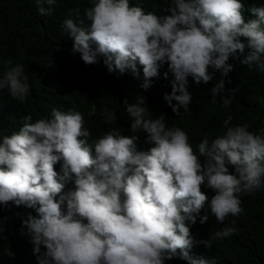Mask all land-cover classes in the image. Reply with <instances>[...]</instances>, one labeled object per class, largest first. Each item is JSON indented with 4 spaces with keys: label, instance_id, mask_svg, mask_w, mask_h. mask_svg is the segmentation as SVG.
<instances>
[{
    "label": "clouds",
    "instance_id": "clouds-1",
    "mask_svg": "<svg viewBox=\"0 0 264 264\" xmlns=\"http://www.w3.org/2000/svg\"><path fill=\"white\" fill-rule=\"evenodd\" d=\"M55 3L36 0L38 14L51 16ZM243 9L240 0H172L166 10L170 15L158 16L130 6L129 0H98L85 9L84 18L73 9L78 20L66 19L62 28L74 41L73 53L87 65L103 58L109 73L131 70L137 77L142 66L145 91L167 65L164 78L171 73L174 79L171 94L163 99L180 116L193 101L189 77L199 86L219 72L211 90L216 103L225 91L224 78L233 71L230 57L239 54L241 64L264 73V6L251 9L257 19L249 22ZM28 79L24 66L16 64L0 77V89L23 103L30 93ZM235 91L222 97L225 109ZM123 103L131 131L146 132L153 147L139 151L137 137L118 129L89 143L91 132L74 107L68 112L53 108L51 118L35 122L26 115L19 130L0 142V205L37 213L22 221L21 231L27 229L38 264H165L174 258L217 264L215 258H191L186 221L195 224L206 203L220 224L243 212L241 195L264 188V134L249 131L248 124L232 126L228 115L223 134L211 143L203 139L196 154L184 130L169 127L163 114L151 117L145 98ZM103 116L106 124L117 120L108 109ZM61 161L62 174L54 167ZM73 181L75 190L65 192ZM205 183L216 193L210 202L201 190ZM208 220V214L200 217L202 224ZM236 231L226 225L201 243L210 249L214 240ZM3 232L0 227V239H6ZM5 254L15 258L12 250Z\"/></svg>",
    "mask_w": 264,
    "mask_h": 264
},
{
    "label": "trees",
    "instance_id": "trees-1",
    "mask_svg": "<svg viewBox=\"0 0 264 264\" xmlns=\"http://www.w3.org/2000/svg\"><path fill=\"white\" fill-rule=\"evenodd\" d=\"M98 0H56L51 16L38 14L36 0H0V77L16 64H22L25 75L28 76L30 93L23 103L10 96L7 89H0V142L4 136H10L22 126L26 115H31L32 122L42 118H51L53 108L68 112L73 107L79 111L85 121V127L90 130L89 143L99 139L111 129H118L121 135L131 138L136 136L139 151H148L154 144L146 132L131 131V118L126 112L124 100L135 103L138 97L146 100L151 117L165 115L169 127H180L189 136V142L196 154L198 144L205 138L212 140L222 135L223 121L228 115L233 116L232 126L249 125V131L264 134V73L253 66L251 69L241 64L243 56L230 57L233 71L225 77V91L216 97L213 103L212 88L221 78L215 72L214 79L208 84L199 86L189 77V92L193 101L189 111L177 116L163 99L165 93L171 94V81L174 76L167 71L165 65L158 78H153L152 87L145 91L141 86L145 82L143 68L138 65L139 77L131 70L124 74L109 73L103 63L87 65L79 53H73L74 41L64 33L62 28L66 19L78 20L72 12L79 8L80 18H84L85 9L94 6ZM172 0H129L130 6H139L145 13L154 12L158 16L170 15L166 12ZM244 4L243 16L245 22L257 19L252 13L253 7L264 6V0H240ZM47 7V5H45ZM89 22L85 19L84 26ZM242 42L243 41V38ZM247 51V50H246ZM11 61L7 65L6 61ZM213 71V69H210ZM230 80L231 83L227 81ZM235 89V99L229 108L225 109L221 99L231 96ZM175 103V102H173ZM114 111L117 120L112 124L104 123L103 111ZM201 162L204 158L201 157ZM61 173L62 161L54 166ZM230 173L235 169L229 166ZM75 190V184L69 182L64 191ZM201 190L208 196L209 202L216 194L207 184ZM243 212L236 217L229 216L225 224H220L211 214L209 204L197 216L196 223L186 221L190 228L193 246L189 255L193 260L201 257L215 258L217 264H264V188L252 195H241ZM31 214L36 216L34 209L24 206L0 205V227L4 228L0 239V264H38L33 252L31 237L24 229L22 221ZM208 214L206 223L200 222V217ZM235 221L233 224L232 222ZM231 225L237 231L224 239L214 240L208 249L201 241H209L211 235ZM12 250L15 258L5 254ZM46 249L41 246V253ZM165 264H189V261L174 258Z\"/></svg>",
    "mask_w": 264,
    "mask_h": 264
}]
</instances>
